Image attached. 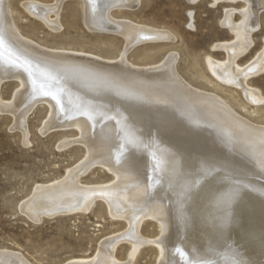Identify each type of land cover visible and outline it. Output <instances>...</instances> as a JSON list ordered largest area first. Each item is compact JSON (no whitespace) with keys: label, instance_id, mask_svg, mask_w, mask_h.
Listing matches in <instances>:
<instances>
[{"label":"rangeland","instance_id":"obj_1","mask_svg":"<svg viewBox=\"0 0 264 264\" xmlns=\"http://www.w3.org/2000/svg\"><path fill=\"white\" fill-rule=\"evenodd\" d=\"M245 2L244 0H138L134 6L114 4L108 9L111 19L125 20L162 31L161 35L152 32L149 34L152 38L133 42L134 45L131 42L128 43L123 35L117 31H106L87 25L84 18L83 0H0V7L5 3L0 8V24H3L1 18L2 12L5 10L8 12L6 13L8 23L12 24L13 22L10 26L15 30V33L23 40L31 43L36 42L34 44L40 45L42 48L64 50L70 53L82 52L91 57L110 61H118L123 58L125 63L142 68L160 65L162 62L163 64L169 63L167 66L172 68L174 75L179 79L181 78L180 80L194 91L209 97L212 96L211 98L219 105L227 106L225 107L227 109L231 108L227 111L243 122L254 127L263 128L264 68L259 71L256 62L259 60V56L262 57V54H264V0L258 4H253L251 8L254 9L250 8L251 13H248L249 9ZM245 14L249 21L247 20L246 38H242L236 36L231 29V25L244 22ZM42 18L47 19L43 20ZM48 20L56 21L60 28L56 30L48 26ZM1 40L3 42L0 47L1 52L5 51L7 47L14 49L12 42L15 43V41H13V38L7 35V37L2 36ZM226 42L229 43V47H227ZM226 50L228 54H226ZM255 57H258V59ZM209 60L218 63H229L235 67L237 66V68H243L244 66L243 69L250 72L245 79V83L252 93L247 95L238 82H229L231 84H228V82L223 83L225 81L216 78L208 68ZM251 72H256V74ZM13 78L8 77L0 80V264H12L13 260L20 261L21 264H67L68 261H74V258L75 260H78V258L79 260L85 259L84 261L90 260L89 262L93 264L97 262V264H100V262L102 264H120V262L121 264H163V262L164 264H181L176 260L173 251L196 252L198 242L202 243L201 237L206 236V231H200V233L194 231L190 223V218L193 216L190 207H199L202 210L201 213H204L203 223L207 220L208 224H211L216 218L213 213L216 210H213L214 204H218V202H221V205L225 203L232 204L234 201L238 203L241 201L244 204L247 202L250 209L255 203L261 206L258 216L252 214L253 217H250L248 215L247 219L243 220L247 224L245 225L246 229L241 232V234L246 235L245 238L256 236L255 238L261 240V244L257 246V249L245 247L247 245L239 246V239L237 238L239 234L237 230H234L231 231L230 236L236 239L235 243L233 242L236 248L233 246V250H231L230 247H221L220 244V247L215 250L219 251L220 256L229 257L230 264H264V189H256L254 182L253 185L250 184L253 180L251 178L257 177L255 179H259V174L250 175V181L240 173L227 171V168L223 165L213 167L215 164L205 160L202 156L196 159L189 157L180 160V165L177 162L180 168L173 179L163 171L161 173L152 170L147 162H140V164H143L145 179H150L149 184L152 187L154 185L158 189L161 188L162 200L165 204L169 201L166 207H168L174 222L166 224L167 226L163 222L161 223L160 219L152 216L140 217L141 220L135 217L136 213L140 211L138 209L142 204L144 205L143 200L148 199L149 201L156 195L152 187L151 190L149 189L151 192H149V195L151 196L146 195L147 198L144 197L141 202L137 200L136 204L134 202L129 205L132 207L129 208L131 214L128 217L119 216L111 211L101 193L98 195L93 194L94 196H92L86 207L81 206L79 203L72 204V206L67 205L69 199L66 198H60L59 203L56 202L57 204H51L50 200L43 199L38 205L35 201L39 188L63 184L67 180L68 174L70 176L75 169L77 171L75 170L73 175L76 178V185L83 189L91 188L89 191L92 192L93 190L97 191V189L100 192L105 191L115 183L117 178L106 165L98 161H95L96 164L95 162L94 164L88 162L89 155L85 140H83L82 129L75 127L72 117L69 116L66 119L59 115V118H57L59 121L53 123L57 121L52 116L54 102L48 101V98H42L44 94L40 92L27 94V97H24L27 99L24 100L25 102L23 101L24 109L22 111L16 112L11 109L10 104L12 105L16 99L15 96L22 88L20 81ZM254 95L256 98L252 97ZM140 112V115H142L147 111L140 110ZM120 113L122 114V111L115 108L114 113L110 112L105 116L95 114L90 121V126L96 129L94 130L95 133L100 134L101 132V134L109 133L111 135V132L104 129L103 126H107L111 122L116 124L120 121L123 117ZM99 120L101 121L98 122ZM60 121L63 122L60 123ZM51 122L53 125L50 124ZM135 122L139 125L140 134L146 136L145 139L149 138L148 140L153 142L155 146H164L170 151L175 148V145L182 142V140L176 138L169 140V138H166L167 136L163 133L160 134L156 129L154 132L142 130L140 123ZM150 122L152 123V120ZM60 124L61 126H59ZM141 124H143V120ZM147 133L149 137L146 135ZM155 136H159V138ZM167 143L172 144L171 148H168ZM190 149L193 151L190 144L183 147V150L181 147V155L190 156ZM195 160L199 161L198 166ZM77 166L78 168L81 166V169H78ZM133 167L134 165H131L129 168L132 169ZM155 176L163 180L158 179L157 181ZM230 176L238 178L246 184L248 183L249 186L247 187L256 190L255 194L250 196L249 192L244 193V195L223 192L226 186H224L222 180ZM263 182L262 185H264ZM214 192L219 194H216V197L213 196L214 198H210ZM245 197L246 199L243 200L242 198ZM60 200H63L62 204L64 206H62ZM137 204L139 207L136 206ZM55 205L59 207H55ZM134 206H136L135 209L137 207L138 209L132 213ZM253 212L254 209L251 213ZM198 221L196 228L201 226L200 222L202 220L199 219ZM254 222L259 227L257 224H253ZM250 223L253 224L251 228ZM174 225L176 232L173 241H171ZM250 239L254 240L253 238ZM219 240L222 241V238H219ZM132 242H140V244L138 243L139 247H135ZM256 243H260V241ZM101 247L106 248L105 251L109 250L105 253L108 255H99L98 250ZM201 252L198 259L194 262L188 261L187 264H197V262L198 264H214V258L204 254L203 250ZM15 254L20 255L18 256L19 259ZM165 255H167V260ZM113 259L116 262L113 263ZM128 261L131 262L128 263Z\"/></svg>","mask_w":264,"mask_h":264},{"label":"bare ground","instance_id":"obj_2","mask_svg":"<svg viewBox=\"0 0 264 264\" xmlns=\"http://www.w3.org/2000/svg\"><path fill=\"white\" fill-rule=\"evenodd\" d=\"M137 1L138 0H83V7L85 10V17H84L85 22L87 23V25L92 26L94 28H99L106 31L107 30L117 31L121 33V35H123V37L128 41V43L131 42L132 44L133 42H140L148 39L149 37H151L149 34H151L152 32H154L155 34L158 33L157 35H161L162 31L154 30L149 27L134 24L132 22H128L125 20L111 19V17L109 16L108 9L114 4L134 6L136 5ZM244 1H246L245 3H247L249 9L248 13H251L252 12L251 9L252 10L254 9L251 8L253 4H258L262 0L260 1L244 0ZM6 13L8 12H6L5 10L2 12L3 19L1 18V20H3L2 21L3 24L2 25L0 24V47L2 46L3 43L1 40L2 36L7 37L8 35V37L13 38L14 39L13 41H15V43L12 42L14 44L15 50L14 49L12 50L7 47L5 51L3 52L0 51V80L8 77H12V78L14 77L17 78L22 84V88L20 90L17 88L19 91L17 95L15 94L16 99L13 101V103L11 102L12 105L10 104L11 109H13L16 112L22 111L24 109L23 107L24 106L23 104L25 102L24 100L27 99L24 97H27L26 96L27 94L30 93L33 94L35 92L38 93L40 92L44 94L42 95V98L44 99L48 98L47 99L48 101L54 102L52 107L53 109L51 108L53 110L52 116L54 120H57V118H59V115H62L66 119L67 117L70 116V118L71 117L73 118L72 122L73 124H75V127L77 126L82 129L83 138H84L83 140H85V144H86L85 146L87 147V151L89 155L88 162L89 163L93 162L94 164L95 161L96 162L98 161L106 165L110 171L114 172V176L117 178L115 183L112 186H109L107 189H105V191L100 192V190L96 188L97 191L93 190L92 192L89 191L91 188L83 189L82 187L76 185V180H75L76 178L73 175L76 169L75 170L73 169L74 170L72 171L73 173H71L70 176L68 174V178L65 182H63V184L60 185L56 184V186L53 187L42 186L41 188H39L40 190L37 193V198L35 201L36 203H38V205L39 203L42 202L43 199L50 200L51 202L50 201L49 202L51 204L52 203L55 204L56 202L59 203L60 198L63 199L66 198L67 200L69 199L68 200L69 204L67 205L72 206V204L79 203L81 204V206L86 207L92 196H94L93 194L98 195L99 193H101L102 198L105 199V201L108 204L107 206L110 207L111 211H113L115 214L119 216L128 217L131 214L129 212V208L132 207V206L130 207L129 205H131V203L134 202L136 204L137 200H140L141 202V199H143L144 197L147 198L146 195H149L151 193L150 188L152 186L149 184L151 181L149 182L150 179L148 177L147 178L149 180L145 179L143 164H140V162L141 163L144 161L147 162L152 170L161 173L163 171L173 179V177L179 171L180 160L188 159L189 157L196 159L197 157L200 156L205 158V160L215 164L213 165V167L223 165L225 168H227V171L240 173L243 177L248 178V180H250V175L259 174L258 177L259 179L256 180L255 178L257 177L251 178L253 180L250 184L253 185L255 183L254 185H256V189H261V188L264 189V185H262L264 179V127L258 128L243 122L242 120H240V118L235 117L234 115H232L227 111L230 110L231 108L227 109L225 108L227 106L224 107L219 105L213 98H211L212 96L209 97L207 95L199 93L198 91H194L191 87L184 84L180 80L181 78L179 79V77L177 78L174 75L175 73L172 71V68L167 66V64L169 63L163 64L162 62V64L160 65L142 68L127 64V62L125 63V60H123V58L122 60H118V61H110L102 58L91 57L88 54L82 52L70 53L64 50H52V49H46L45 47L42 48V46L40 47V45L38 46L34 44L36 43L34 41H33L34 43H31L30 41L21 39L15 33V30L10 26L13 24V22L12 24L8 23V16L6 15ZM225 13L227 15V11ZM246 14H245L244 22L240 24L231 25V29L234 31L236 36L238 35L239 37L242 38L243 37L246 38V34H247L246 33L247 20L249 21V19L247 18ZM46 19L47 18L43 20ZM47 22L49 24L48 26L52 27L53 29L58 30L60 28V26L57 25L56 21L48 20ZM227 47H229V43L227 44ZM243 50L242 52H244ZM226 54H228L227 50H226ZM262 55H263L262 57L259 56L260 58L256 62L259 71L264 68V54ZM234 56L236 57L235 53ZM255 58L258 59V57ZM208 66H209L208 68L214 74V76H216V78L220 79L221 81H225L223 83L228 82V84H231L233 82H238L239 85L242 86L243 90H245V93L247 95L252 93L245 83V79L248 73L250 72H248L246 69H243L244 66L243 68H237V66L235 67L233 65H230L229 63H218L216 61H210V60L208 61ZM254 74H256V72ZM252 97L256 98L255 95ZM7 106L9 105L7 104ZM115 108L116 109L118 108V110L122 111V114L120 113V115H122L123 117L120 119V121H118L116 124H114L113 122L108 123L107 126H103V122H102L103 128L109 130L111 132V135L109 133L107 134L105 133L101 134V132L100 134L95 133L94 130L96 129L90 126V121L91 119H93V116L95 114L96 115L101 114L102 116L103 115L105 116L108 115L110 112L114 113ZM140 110H144V111L146 110L147 112L145 114L140 115L141 114ZM53 119L51 120L53 121ZM142 120H143V124H141ZM151 120L152 123L150 122ZM58 121L59 120L54 121L53 123L55 124V122ZM100 121L101 120H99L98 122ZM135 121L140 123L142 130L144 129V130H148V132L149 130L154 132V130L156 129L160 134L163 133L165 136H167L166 138H169V140L176 138L178 140H182V142L179 145H175L174 146L175 148L173 150L169 149L170 151H168L167 147L155 146L153 142L148 140L149 138L145 139L144 137L146 136L144 135L142 136L140 134L141 131L139 132L138 130L139 125H137ZM62 122L60 121V123ZM148 122H150V124H148ZM53 123L51 122L50 124L53 125ZM59 126H61V124ZM146 135H148V133ZM156 138H159V136ZM153 139L155 138L153 137ZM187 144L192 145L193 151L190 149L191 150L190 156L184 154L181 155L183 147L187 146ZM167 145H169L168 148H171L170 146L172 144L167 143ZM195 161L197 162L196 165L198 166L199 161L197 160ZM177 162H179V165L177 164ZM200 163L199 165L201 168ZM131 165H134L132 169L129 168ZM228 174L230 175L229 172ZM155 177L157 178V181L158 179H160L157 176ZM222 183L224 184V186H226L223 189V192L225 193L228 192L231 194L233 193L235 195H244V193L249 192V195L252 196L255 194L256 191V190L254 191L253 189H249L247 187L249 186L248 183L246 184L245 182H242L240 179L238 180V178L237 179L232 178L231 176L227 177L226 179L223 178ZM152 188H153L152 190H155L154 194L156 195H154V197L151 198L149 201L148 199L146 201L143 200L144 205L142 204L143 203L142 202L141 204L143 206L141 205L139 209H138L139 207L138 204L136 205L138 206L137 209L140 211L136 213L135 217L136 219L138 218L139 220H141L140 217L152 216L160 219L161 223L163 222L165 226H167L166 224H170L171 222H174V219H172L173 217L169 213L168 207H166L168 206L167 203H169V201L165 204L164 201L162 200L163 197H162V190H160L161 188L158 189V187H154V185ZM167 192L169 191L167 190ZM163 193H164V189H163ZM216 194L219 193L214 192V194L211 195L212 197L210 198H214L213 196H215ZM33 198L31 199L33 200ZM242 199L245 200L246 197ZM60 203L62 204L63 200H60ZM25 206L27 207V205ZM56 206L57 205H55V207ZM62 206L64 205L62 204ZM136 206H134V208L132 209V213L134 212V210H137L135 209ZM248 206L249 204L247 202L244 204L241 201L240 203L234 201V203L232 202V204L225 203L224 205L223 204L221 205V202H218V204H214L213 210L214 209L216 210H214L213 213L215 214L216 218L215 221L211 220L212 221L211 224H208L207 220L205 221V223H203L204 213H201L202 210H200L199 207L196 208L195 206H191L190 208H192L193 216H191L192 218H190L191 221L190 223L194 231L195 230L199 231V233L200 231L201 232L206 231V236H203V238L201 237L202 243L198 242V244L201 245L197 244L196 252L193 251L182 252L181 250L173 251V254L176 256V260L181 264L183 263L187 264L188 261L194 262V260L198 259L199 254L202 253L201 250H203L204 254L209 255L210 258H214L213 259V261L215 260L214 264L215 263L230 264L231 262L230 258L229 257L225 258V256H220L219 251L215 249L219 248L220 244L221 247L228 246L231 248V250H233V246L236 248V246L233 244V242L236 239L231 238L230 236L231 231L234 230H237L239 234V236L237 237L239 239L238 240L239 246L247 245L245 247L251 249H257V246L261 244V240L255 238L256 236L253 237L250 236V238H253L254 240L250 239L249 237L245 238L246 235L241 234V232H243L246 229L245 225L247 224L244 223L243 220L247 219L246 217H248V215L250 217H253L252 214L258 216V214L260 213L261 206L255 203V205L251 207L252 209H254L253 213H251L252 209H250V206L249 207ZM65 208L67 209L66 205ZM45 209L47 208L45 207ZM51 210L53 211V209ZM30 212L32 211L30 210ZM199 219L200 221L202 220L200 222L201 226L196 228ZM253 224H257V223L254 222ZM253 224L250 223V228ZM136 226L138 227L139 225ZM257 226L259 227L258 224ZM166 231L167 230L165 229V232ZM173 232L174 233L170 238L171 241H173L175 236V232H176L175 225ZM219 238H222V241L219 240ZM257 240H259L260 243H256L259 242ZM135 242L132 243H134L135 247H137L142 241L138 242L139 244ZM158 243L160 244V242ZM100 246L101 245L99 244V247ZM102 247L104 248V246ZM102 247L100 248V250H98L99 255L105 254L109 251L106 250L107 251L106 252L105 251L106 248L103 249ZM167 254H169V252H167ZM15 256L18 257L20 255L15 254ZM166 256L167 255H165V258L167 260ZM115 259H113L114 261L112 260L113 263L116 262ZM84 260H79V258L78 260H75L74 258V261L72 260V262L70 261L68 262L69 264H93L89 262L90 260L89 261H84ZM104 262L106 263V261ZM130 262L128 261V263ZM12 264H21V263L20 261L18 262L16 260H13ZM100 264L102 263L100 262Z\"/></svg>","mask_w":264,"mask_h":264}]
</instances>
